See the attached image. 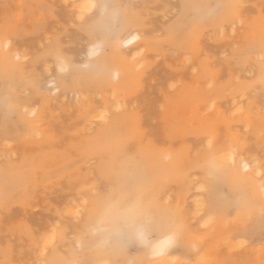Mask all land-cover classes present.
<instances>
[{
	"label": "rangeland",
	"instance_id": "1",
	"mask_svg": "<svg viewBox=\"0 0 264 264\" xmlns=\"http://www.w3.org/2000/svg\"><path fill=\"white\" fill-rule=\"evenodd\" d=\"M93 1L92 11L77 20L74 0H0V61L4 54L20 57L3 67L0 62V264H42L44 259L72 264L74 254L81 252L75 244L78 229L72 211L80 208L83 198L107 200L109 215L118 218L112 223L119 233L109 238L92 233L96 239L84 252V264H97L100 247L104 250L111 244L121 250L124 264H147L149 259L134 262L146 247L140 240L144 219L163 215L162 223L171 222L174 230L202 231L193 222L199 218H191L193 200L199 198L194 187L201 180L193 169L212 166L204 155L221 142L233 141L237 152L255 160L261 175L250 184L264 215V84L260 81L264 47L257 48L249 28L254 22L264 29V0H238L241 21L233 31L232 24L223 23L221 30L205 25L193 40L187 30L173 34L180 0ZM216 4L207 1L201 13H213ZM119 15L141 36L134 49L144 52L134 59L123 44L119 48L113 41ZM189 18L196 21L192 14ZM93 22L97 23L90 40L86 29ZM97 48L100 53L93 55ZM113 51L117 58L112 61L108 56ZM189 55L199 68L196 77L191 73L194 66L182 63ZM106 61L114 69L102 78L93 67L97 63L105 67ZM89 74L97 83L87 85ZM56 77L67 87L61 96L52 94L48 84ZM206 77L213 81L209 89ZM123 78L127 79L119 84ZM179 81L180 87L171 89ZM232 82L242 87L235 94L228 89ZM110 92L114 98L106 97ZM208 103L214 109L204 112ZM241 106V113L227 115ZM115 107L122 108L115 112ZM34 108L32 119L27 111ZM103 109L108 111L107 124L91 118ZM114 120L121 123L111 124ZM207 137L215 146L202 145ZM100 141L110 145L97 147ZM87 144L92 147L86 148ZM139 156L143 160L135 164ZM134 164L153 174L152 181L137 192L123 184ZM231 190L223 187L224 195L233 199ZM182 208L188 210L186 220ZM130 215L139 221L133 231L119 220ZM216 221V228L225 225V233L231 231L234 241H243L233 235V216ZM54 229L58 240L45 250L44 240ZM254 232L253 242L264 245V228L258 226ZM153 234L146 237L148 242ZM83 236L89 239V234ZM181 239L189 246L186 254H178L183 264H203V260L204 264H264L252 254L242 260L241 250H221L215 257L185 233ZM244 243L246 248L251 244Z\"/></svg>",
	"mask_w": 264,
	"mask_h": 264
},
{
	"label": "bare ground",
	"instance_id": "2",
	"mask_svg": "<svg viewBox=\"0 0 264 264\" xmlns=\"http://www.w3.org/2000/svg\"><path fill=\"white\" fill-rule=\"evenodd\" d=\"M207 1L209 0H180L179 10H178L179 14L172 24L173 34H176V33L178 34L184 30H187L190 38L193 40L195 39V35L198 32L199 28L205 25H210L212 27H215L216 29L221 30L220 28H222L223 23L226 24L227 26L232 24L233 26L230 29L231 31H233L236 23L237 22L239 23L241 21L239 13L236 11L238 0H214L217 4L215 6V10L213 11V13L203 15L202 13L204 12H202L201 10L206 7L205 5ZM100 2H99V5L101 4ZM73 3L74 4L72 5V10L73 12L75 11L76 14L78 15L77 20H83L85 14L92 11L95 5L93 0H74ZM189 14H192L193 17L196 19V21L191 20L189 18ZM201 17L204 18L205 20L204 21L200 19L197 20V18H201ZM118 20H119V30L118 32H115V35H114L115 40H113L115 43V46H118L120 48L121 47L120 45L123 44V46L127 50L130 51V54H131L130 57L134 59L144 52V49H139V50L134 49V47L138 45V43L140 42L141 36L137 32L134 33L132 30H130L131 26H127L126 22L122 20V17L120 15H119ZM96 23L93 22L91 26L89 27V30L88 28L86 29L87 33L89 34L88 35L89 38L90 37L92 38L91 36L93 34L92 30H95V27L93 25H95ZM249 28H250L251 33L253 34L254 39L257 42V48L262 49L264 47V29L261 28L259 23L254 24V22H253V27L249 26ZM241 32L243 33L244 31H241ZM90 33L92 34L90 35ZM173 38L174 37L168 39V41ZM2 42L3 41H0V44ZM94 50L95 51L92 52L93 55L100 53V48L99 49L97 48ZM262 57L264 59V53ZM11 58L16 60L20 57L17 53H14L11 56H7L4 54L2 60L0 61L1 66L3 67L6 63H8V60L11 61ZM108 58L109 60H112L113 58H117V55L113 51V53L109 55ZM192 61L193 59L191 58L190 55L182 58L183 64H189V63L192 64ZM60 62H64L63 59H60L59 63ZM63 66L66 67V63ZM192 66L194 67H193V70H191V73L194 77H196L199 74V68L198 66L193 65V64ZM93 68H96V72H98V74L102 78L104 75L105 76L108 75L109 71L113 72V69H114L110 67V61L109 62L106 61L105 67L102 64L100 67L99 63H97L96 66ZM260 71L263 72V74L260 76L264 78V66L260 69ZM114 76L117 77L116 74ZM206 78H208V80L205 81V86L206 88L209 89L213 87V81L211 80L210 77H206ZM263 78H260V81L262 84H264ZM124 79H127V78H123L122 82H120L119 84H122ZM96 80L91 76V74H89L87 85L89 82L97 83ZM101 81L103 80L101 79ZM232 83L233 84L230 85L228 89L232 88L231 92L235 94L236 92H239L242 87H240L239 89V85L237 83H234V82ZM48 84L51 85L52 94L57 95V96H61L67 88L64 80L60 77H56V81L50 80ZM179 84H180V81L179 83L175 85L173 84L171 86V89L180 87ZM108 96L106 97L114 98V93L110 92ZM239 97L241 98V95ZM61 99L63 100L64 98H61ZM78 99L82 100L83 98L76 97V101H78ZM203 100H206V98H204ZM236 103H235V100L231 101V104L233 106H235ZM121 108L115 107L114 111L115 112L119 111ZM212 109H214V104L208 103L204 108V112L205 111L210 112ZM241 112H242V106L236 109L233 108L231 113H227V115L230 114L231 115L230 117H232ZM27 115L30 118L34 119L36 117V108L29 109L27 111ZM91 118H94V120L98 118L99 121H101L104 124H107L106 122H108L109 120L108 111L106 109L98 110L94 116H91ZM119 123L121 122L115 121V120L111 122V124H119ZM247 128H248V125L244 126V129H247ZM201 143H203L202 145H204L206 148H211L215 146L214 141L212 140V137H207V139L205 141L203 140ZM226 143L227 142H221L217 144V146L214 147L215 149H213L212 153H210L209 155H204L206 159L211 161L212 166H208L206 170H205V167H201V166H198V167L195 166V168L193 169L195 170L196 175L198 174L201 175L199 176L201 177V180L194 187V189L199 193L198 195L199 198L196 199L197 198L196 197L195 198L196 200L195 199L193 200L194 204L192 201V204L194 205V210L193 208L192 210L194 211V213L191 214L193 215L191 216V218H193L194 220L196 218H199L198 219L199 222L196 220L193 222L194 223L197 222V224L199 223L197 226H200L202 228V231L198 234H193L190 231L186 232L184 230H179V229L174 230L171 222L162 223L163 215L159 216L155 214L156 216L152 217L150 221L149 219H144L143 227L145 228L143 229V231H140V240L146 244V247L143 249L144 250L142 251L143 253H141V255H139L134 260V262L142 263L145 260L149 259V262L147 264H183V262L181 263L179 261L181 259H179L180 255L178 254L180 252L181 254L184 252L186 254L187 253L186 248H189L188 244L186 242L183 243L181 239L183 233H185L187 238H190V237L192 238L191 241L193 243L196 242L199 245H202L204 248L203 250L205 252L211 253L215 257L221 254V250L223 251H226L229 249L239 250V251L241 250L244 252L243 255L241 256L242 260L246 256L248 255L251 256L252 254V255H256L264 263V245H260L257 242H253L257 240L256 238H254L256 237V232L254 231L257 230L258 226H260L261 228H264V215L257 208L259 195L257 194L255 187H253L252 184H250V182L253 183V180L255 181V178L261 175V173H260L259 168H257V164L255 160L251 159L244 153H239L236 151L233 141H231L230 144H226ZM109 145H110L109 142L100 141V143H97V147H101V148L103 146H109ZM91 147H92L91 144L86 145V148H91ZM165 158L169 161L168 156H165ZM142 160H143L142 156H139L135 164H137L138 162ZM135 164L133 165V168L130 169L129 172L125 173L124 180L126 183H123V184H126V185L129 184V186L135 188L137 192L139 190L141 191L150 181H152L153 174H151L149 170H146V169L142 170V167H139L137 165L135 167ZM225 185H227L230 189H232L231 193L235 195V198L231 199V197L229 198L224 195L223 187ZM261 190H262L261 196L264 197V185L261 186ZM123 205L124 207H127L128 202L126 203L124 202ZM136 205H138V203ZM109 206L110 204L107 200L106 202H102V200L100 201L99 199L88 201L87 198H83L81 200V203L79 204V207L81 209L76 208L74 210L73 208L74 211H72V213L75 214L74 216L76 217V220H77V223L75 224V228L77 227L78 229V233L75 237V244L77 246V249L81 250V252H78V256L77 254H74L73 258L69 261V263L84 264L85 262L84 252H87L88 248H90L89 246L93 244V240L96 239L95 237H92L91 235L92 233L101 232L100 235L98 236L100 238H107V237L109 238V237H115L116 235H119L114 224L112 223V221L114 222L118 218L113 215H109L110 214ZM178 207H180V204ZM187 211L188 210H186V212ZM186 212L184 208H182V214L185 220L188 216V215L186 216L185 214ZM133 216L134 215H130L129 217L123 216L122 219H119L122 222L124 221V225L129 226L131 231L134 230L132 228L134 223L136 222L139 223V221L130 219ZM229 216H233L234 218L235 225L233 226V235H239L243 241H234V239L231 238V233H230L231 231L227 233L223 231L225 225L221 226L223 229L219 227L216 228L214 224V223H218L216 221V217L223 218V217H229ZM193 222H190V223H193ZM238 223L241 225L238 226ZM53 231L54 232L52 233V235L50 237L47 236L48 238L44 240L42 247L45 250L54 246V244L57 242L56 240H58L56 229H54ZM194 231L196 232V230ZM157 232L159 234H157ZM152 233H154L153 238L151 241L148 242L146 237L151 235ZM84 234H89V239H85V237L83 236ZM248 240L251 244H248V247L246 248L244 246L245 245L244 242ZM120 251L121 250L119 249L118 250L113 249L112 244L111 246H107L104 250H101V247H100V250L98 251V254L96 255V258H95L96 263L104 264L106 262L108 263L114 262L113 264H124L126 260L125 258L122 257V253ZM42 253L44 252L42 251ZM204 263L205 261L203 260V264ZM42 264H56V263L53 262L52 260L48 262V259L47 260L44 259L42 261Z\"/></svg>",
	"mask_w": 264,
	"mask_h": 264
}]
</instances>
